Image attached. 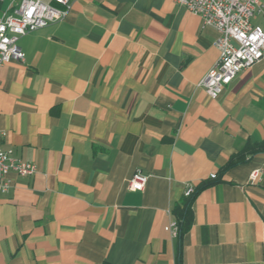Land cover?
Instances as JSON below:
<instances>
[{
    "label": "crops",
    "instance_id": "1",
    "mask_svg": "<svg viewBox=\"0 0 264 264\" xmlns=\"http://www.w3.org/2000/svg\"><path fill=\"white\" fill-rule=\"evenodd\" d=\"M218 38L175 0H72L21 38L25 62L0 70V147L37 172L0 193V264H178L180 245L182 264H264V153L226 168L264 140V59L212 100ZM188 185L180 240L165 228Z\"/></svg>",
    "mask_w": 264,
    "mask_h": 264
},
{
    "label": "built area",
    "instance_id": "2",
    "mask_svg": "<svg viewBox=\"0 0 264 264\" xmlns=\"http://www.w3.org/2000/svg\"><path fill=\"white\" fill-rule=\"evenodd\" d=\"M3 0H0V4ZM175 2L199 16L206 26L219 33L216 47L219 59L200 82L206 94L216 100L236 76L264 59V30L252 24L262 0H175ZM55 5L40 0H20L0 14V70L10 62L26 60L19 42L28 34L46 28L50 24L66 20L72 0H54ZM37 172L33 163L23 162L12 151L0 147V193H8L12 187L11 175L30 177ZM259 172L252 174L257 180ZM213 177V175L211 176ZM148 177L141 172L134 174L129 182L132 191H143ZM190 186L185 190L189 197ZM174 238L179 235V224L172 221L166 228Z\"/></svg>",
    "mask_w": 264,
    "mask_h": 264
},
{
    "label": "trees",
    "instance_id": "3",
    "mask_svg": "<svg viewBox=\"0 0 264 264\" xmlns=\"http://www.w3.org/2000/svg\"><path fill=\"white\" fill-rule=\"evenodd\" d=\"M264 153V140L262 142L248 143L244 149L243 156L244 158L235 161V157L231 159L226 168L238 165L239 163L246 162L245 157H253L258 154ZM196 189L192 196L184 197L182 201L177 203L173 208V215L176 218V221L179 224V235L180 240L183 236L190 230L193 222V203L196 197ZM178 264H182V248L180 245L178 253Z\"/></svg>",
    "mask_w": 264,
    "mask_h": 264
},
{
    "label": "bare ground",
    "instance_id": "4",
    "mask_svg": "<svg viewBox=\"0 0 264 264\" xmlns=\"http://www.w3.org/2000/svg\"><path fill=\"white\" fill-rule=\"evenodd\" d=\"M213 179H215L216 178V176L215 175H213V177H212ZM194 192H195V190H194V188L192 187V186H190V194H194Z\"/></svg>",
    "mask_w": 264,
    "mask_h": 264
}]
</instances>
